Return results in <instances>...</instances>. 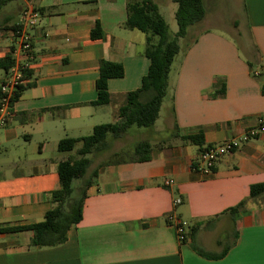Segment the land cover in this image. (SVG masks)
<instances>
[{
  "label": "crops",
  "instance_id": "1",
  "mask_svg": "<svg viewBox=\"0 0 264 264\" xmlns=\"http://www.w3.org/2000/svg\"><path fill=\"white\" fill-rule=\"evenodd\" d=\"M203 5L200 23L206 27L180 45V59L170 66L160 108L167 113L168 140L146 137L162 132L159 112L147 133L125 134L135 145L150 143L149 161L122 158V149L113 146L110 152L121 139L111 137L102 152H110L106 162L88 155L82 220L62 245L37 249L30 246L32 231L13 229L42 222L52 207L59 161L71 154L58 151L59 141L89 136L95 126L118 120L148 71L147 35L124 27L125 0H8L0 11V60L24 62L13 31L25 7L36 12L38 23L29 30L27 87L0 129V264H264V197L249 198L250 186L264 183V133L221 157L208 176L193 169L199 148L181 139L201 133L204 147L218 145L264 116V0ZM96 24L100 39L91 37ZM102 61L120 64L124 73L108 80V102L96 105ZM0 71L2 83L7 73ZM151 96L143 93L139 100ZM241 202L243 209L228 212ZM169 214L189 225L183 243L166 222Z\"/></svg>",
  "mask_w": 264,
  "mask_h": 264
},
{
  "label": "trees",
  "instance_id": "2",
  "mask_svg": "<svg viewBox=\"0 0 264 264\" xmlns=\"http://www.w3.org/2000/svg\"><path fill=\"white\" fill-rule=\"evenodd\" d=\"M127 18L124 27L129 30H137L147 35L145 56L149 60L146 75L141 80L140 87L128 94L127 104L120 108L117 113L118 120L112 124L95 126L91 135L72 139L66 138L59 141V152H74L59 161L58 176L59 189L50 193L51 208L46 212L44 219L27 227L13 230H30L33 232L30 246L32 248H50L62 245L67 240L69 230L75 227L83 215L84 200L90 180H84L78 188L76 197H72V183L76 179H84L86 170L90 164L88 155L98 153L106 149L109 137L117 139L123 136L132 127L151 129L158 119L163 99L168 87V75L170 66L180 52V40L186 38L190 27L200 23L205 16L203 0H171L176 4L175 22L177 32L170 39L168 27L158 11L157 5L152 0H125ZM8 0H0V11ZM92 39H100L102 32L99 25L91 32ZM156 38V41L153 40ZM11 57L0 60V69L6 73L13 66ZM123 67L118 63L102 61L99 68L98 78L95 82L96 100L94 104L102 105L108 102V80L121 78ZM29 68L25 71L26 80L30 78ZM27 86L18 87L15 95L11 98V105L17 101L22 91ZM151 92V98L141 102L143 93ZM264 94V88H263ZM188 144L196 145L199 152L203 151V135L181 136ZM80 144L79 148L76 146ZM152 146L148 141L138 142L132 152L131 161L146 162L150 159ZM264 197V183L250 186L249 198ZM245 202L228 210L235 214L243 209ZM190 234V233H189ZM226 252L219 255L223 257Z\"/></svg>",
  "mask_w": 264,
  "mask_h": 264
},
{
  "label": "built area",
  "instance_id": "3",
  "mask_svg": "<svg viewBox=\"0 0 264 264\" xmlns=\"http://www.w3.org/2000/svg\"><path fill=\"white\" fill-rule=\"evenodd\" d=\"M38 23L36 12L25 7L21 15V21L13 31V35L17 40V53L19 58L27 61L31 57L32 47L29 35V30L34 28ZM24 62H16L7 71V79L0 83V129L6 125V120L10 112L11 98L15 95L18 87L26 82L25 71L28 65ZM264 133V116H258L255 127L249 128L241 135L231 138L221 144L206 147L199 155L194 163L193 169L203 176H208L212 173L216 162L223 156L229 155L242 144L249 140L257 138ZM165 186H170L171 182L166 181ZM180 204V200H174V206ZM166 222L174 228L176 240L183 243L189 234V225L187 222L179 219L173 214L166 216Z\"/></svg>",
  "mask_w": 264,
  "mask_h": 264
},
{
  "label": "rangeland",
  "instance_id": "4",
  "mask_svg": "<svg viewBox=\"0 0 264 264\" xmlns=\"http://www.w3.org/2000/svg\"><path fill=\"white\" fill-rule=\"evenodd\" d=\"M156 2V1H155ZM157 5L159 7V12L161 14V16L164 18L166 24H167V27H168V37L170 39H172L176 32H177V25H176V22H175V10H176V4L171 2L170 0H157ZM235 18H239L241 20L242 18V12L239 11V10H235ZM224 21V19L222 20ZM209 25H214V23L212 22H209L208 23ZM220 24V23H219ZM195 26H198V27H191V29L193 28V32H191L192 34L190 35V38H188L187 40L183 41V43H181V41L179 42L180 45H182V47H184V44H186L188 41H191L193 39V36L196 35L197 33V30L200 29V27H206V24H202V23H198L196 24ZM200 26V27H199ZM189 28V30H191ZM188 30V32H189ZM156 40V38H155ZM180 53L178 55H176V57L174 58V61H173V66L174 64H177L179 59H180ZM0 73H2V71H0ZM167 113L164 109H161L160 111V116H159V119L158 121L156 122V127L158 129H161L162 132H158V133H155V136H151V134L149 133L148 131V134L146 135V137H149L150 139H153L151 141H156V142H162V141H166L168 140L166 137H167V134H166V130H165V126H164V117H166ZM145 130L146 129H143V128H136V127H132L128 130V132H130V134L133 132V131H136V130ZM147 133V131H146ZM126 134V133H125ZM124 134V135H125ZM123 135V136H124ZM121 139L119 141H115L113 143V145H111V147L109 148V151L111 152L113 149H112V146L115 148L113 151L115 150H121V153H122V158H126V159H131L132 158V152H133V149H134V145H135V142L134 140H132V137L130 136H127L125 135L124 137H120ZM166 139V140H165ZM110 140V141H109ZM109 140L107 141V143L109 142V144H111V139L109 137ZM111 149V150H110ZM104 151V150H103ZM103 151L101 152H98V153H93L91 154L92 158L96 155L98 159H96L95 163L96 162H106L107 159H109V153H102ZM123 151V152H122ZM74 152H71V154H73ZM120 153V152H119ZM82 182V179H76L73 181L72 183V197H76L77 195V191H78V188L80 187V184Z\"/></svg>",
  "mask_w": 264,
  "mask_h": 264
}]
</instances>
